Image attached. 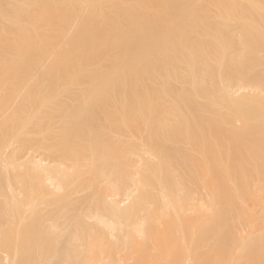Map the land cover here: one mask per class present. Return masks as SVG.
I'll use <instances>...</instances> for the list:
<instances>
[{
	"label": "bare ground",
	"instance_id": "obj_1",
	"mask_svg": "<svg viewBox=\"0 0 264 264\" xmlns=\"http://www.w3.org/2000/svg\"><path fill=\"white\" fill-rule=\"evenodd\" d=\"M0 264H264V0H0Z\"/></svg>",
	"mask_w": 264,
	"mask_h": 264
},
{
	"label": "rangeland",
	"instance_id": "obj_2",
	"mask_svg": "<svg viewBox=\"0 0 264 264\" xmlns=\"http://www.w3.org/2000/svg\"><path fill=\"white\" fill-rule=\"evenodd\" d=\"M178 89H180V88H178ZM199 99H202V98H199ZM202 100H203V99H202ZM247 203H249V200H246V204H247ZM242 230H243V229H242Z\"/></svg>",
	"mask_w": 264,
	"mask_h": 264
}]
</instances>
